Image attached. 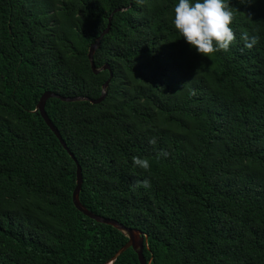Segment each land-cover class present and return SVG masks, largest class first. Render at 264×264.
I'll list each match as a JSON object with an SVG mask.
<instances>
[{
    "label": "trees",
    "instance_id": "1",
    "mask_svg": "<svg viewBox=\"0 0 264 264\" xmlns=\"http://www.w3.org/2000/svg\"><path fill=\"white\" fill-rule=\"evenodd\" d=\"M176 2L0 0V264H108L127 243L75 207L78 165L80 202L141 230L151 264H264V0H228L234 38L206 56ZM110 71L99 104L46 102L73 158L37 104L97 99ZM112 264L140 263L129 248Z\"/></svg>",
    "mask_w": 264,
    "mask_h": 264
},
{
    "label": "clouds",
    "instance_id": "2",
    "mask_svg": "<svg viewBox=\"0 0 264 264\" xmlns=\"http://www.w3.org/2000/svg\"><path fill=\"white\" fill-rule=\"evenodd\" d=\"M228 0H177L172 7V25L180 37L199 54L206 56L218 50L227 51L234 35L231 27L233 13L227 6ZM256 36L241 34L244 47L251 48L256 43ZM155 143V139L149 140ZM158 155L167 156L161 150ZM132 163L147 170L149 162L143 157H132ZM140 186L147 189L150 182L147 178L139 181Z\"/></svg>",
    "mask_w": 264,
    "mask_h": 264
},
{
    "label": "water",
    "instance_id": "3",
    "mask_svg": "<svg viewBox=\"0 0 264 264\" xmlns=\"http://www.w3.org/2000/svg\"><path fill=\"white\" fill-rule=\"evenodd\" d=\"M129 8H130V6L121 7V8L116 9L113 13L127 11V10H129ZM111 20H112V16H110V18H109V24H108L107 28L97 38L96 42L90 47V50L88 53V58H89V61L91 64V68L95 74H97L103 70H110V67L108 64H106L105 66H103L101 68H97L95 65V62H94V54H95L96 49L100 46L102 37L106 33H108L110 30ZM112 77H113V73H112V71H110V78H109V80H107L103 84L101 96L97 99H91L89 97H81V96L66 97V96H62V95L55 93V92L46 91L42 94V96H41V98L37 104L36 111L40 112L41 116L43 117V119L45 120V122L47 123L49 128L54 132V134L57 136V138L59 139V141L61 142L63 147L69 152V154L73 158H74V155L70 152V150L67 147L65 141L63 140L60 132L54 126V124L52 123V121L50 120V118L46 112V109H45L46 102L50 98H57V99L62 100L64 102L88 101V102L93 103V104H99L107 96V89H108V86H109V83H110V80L112 79ZM76 183H77V185H76V188L73 192V202H74L75 207L81 213H83L85 216L89 217L90 219H93L98 223L113 226L117 230L123 232L126 235V237L128 238L127 243L114 254L113 258L110 260V262L108 264L114 263V261L129 248H132L136 252V254L138 255V260H139L140 264H151V261H147L145 256H144V246L147 245V236L141 230H138L135 228H129V227H126V226L120 224L116 220L99 216V215L91 212L90 210H88L80 202V192H81L82 184H83V174H82V169H81L80 165L77 166V182Z\"/></svg>",
    "mask_w": 264,
    "mask_h": 264
}]
</instances>
